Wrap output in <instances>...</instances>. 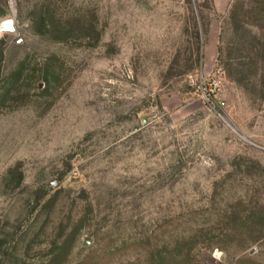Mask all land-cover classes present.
Returning <instances> with one entry per match:
<instances>
[{
    "label": "rangeland",
    "instance_id": "obj_1",
    "mask_svg": "<svg viewBox=\"0 0 264 264\" xmlns=\"http://www.w3.org/2000/svg\"><path fill=\"white\" fill-rule=\"evenodd\" d=\"M224 3L0 0V264H264V2Z\"/></svg>",
    "mask_w": 264,
    "mask_h": 264
},
{
    "label": "built area",
    "instance_id": "obj_2",
    "mask_svg": "<svg viewBox=\"0 0 264 264\" xmlns=\"http://www.w3.org/2000/svg\"><path fill=\"white\" fill-rule=\"evenodd\" d=\"M192 85L196 88L199 98L212 109H223L226 101L222 96V80L212 72L190 76Z\"/></svg>",
    "mask_w": 264,
    "mask_h": 264
},
{
    "label": "trees",
    "instance_id": "obj_3",
    "mask_svg": "<svg viewBox=\"0 0 264 264\" xmlns=\"http://www.w3.org/2000/svg\"><path fill=\"white\" fill-rule=\"evenodd\" d=\"M264 2V0H263ZM259 13L260 14H263L264 13V6H262L259 10ZM46 14V17L47 16H50L51 14L49 13H45ZM86 20L85 18H83V24H86V22L84 21ZM199 34L200 32L197 31L196 32V37L197 39H199ZM220 50H218L219 52ZM202 57V54H201V43L200 41L198 42V45H197V62L200 61V58ZM218 59H220V54H218ZM227 76L228 78L235 82L237 85L239 86H243V87H247L250 85V77L248 75H246L242 70H240L239 67L237 66H234V64L231 62V61H227ZM12 251H16V249H11ZM0 251H2V254H4L6 256V253L9 251V250H2V248H0Z\"/></svg>",
    "mask_w": 264,
    "mask_h": 264
},
{
    "label": "crops",
    "instance_id": "obj_4",
    "mask_svg": "<svg viewBox=\"0 0 264 264\" xmlns=\"http://www.w3.org/2000/svg\"><path fill=\"white\" fill-rule=\"evenodd\" d=\"M214 1L217 10L221 11L222 8L225 6L224 2H226V0H214ZM211 35H212V39L211 41L210 39H208L204 49L203 67L201 69V72H203L204 74H210L212 72V69L210 67L213 65L214 59H216L218 55L219 42L217 37V25H215L214 23L211 24L210 27V37ZM206 54H207V58L205 57Z\"/></svg>",
    "mask_w": 264,
    "mask_h": 264
},
{
    "label": "water",
    "instance_id": "obj_5",
    "mask_svg": "<svg viewBox=\"0 0 264 264\" xmlns=\"http://www.w3.org/2000/svg\"><path fill=\"white\" fill-rule=\"evenodd\" d=\"M15 30L14 20L6 18L0 21V32H13Z\"/></svg>",
    "mask_w": 264,
    "mask_h": 264
}]
</instances>
